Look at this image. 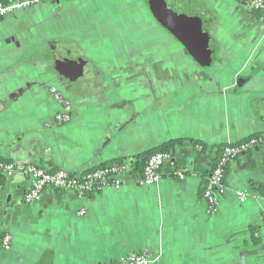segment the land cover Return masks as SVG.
<instances>
[{
	"label": "crops",
	"instance_id": "1",
	"mask_svg": "<svg viewBox=\"0 0 264 264\" xmlns=\"http://www.w3.org/2000/svg\"><path fill=\"white\" fill-rule=\"evenodd\" d=\"M202 1L196 52L146 0H45L0 18V158L71 173L130 166L118 188L46 189L31 203L25 173L4 179L0 240L11 239L0 264L140 253L155 264H264V195L250 187L264 188V146L227 167L215 210L202 196L217 145L264 132V21L249 0ZM52 39L74 42L93 71L68 67ZM51 88L70 101V122L55 120ZM176 139L160 180L141 184L134 156Z\"/></svg>",
	"mask_w": 264,
	"mask_h": 264
},
{
	"label": "built area",
	"instance_id": "2",
	"mask_svg": "<svg viewBox=\"0 0 264 264\" xmlns=\"http://www.w3.org/2000/svg\"><path fill=\"white\" fill-rule=\"evenodd\" d=\"M45 0H3L0 1V18L17 11H22L32 5L39 4ZM57 1V0H49ZM248 7L251 10H261L264 21V0H249ZM51 93L60 105V111L55 114V120L59 123L71 121V103L56 88H51ZM264 146V132L248 136L235 143L223 146L221 152L208 172L203 185L202 196L210 210L217 208L216 193L224 188L226 168L232 165L238 157ZM171 161L170 152H156L149 156L142 169L143 185H152L160 180V168ZM129 164L113 163L106 166L89 169L82 173H71L64 169L50 171L34 165L17 164L12 161H0V173L5 179L12 178L16 173L22 172L27 177V187L23 193V201L31 203L37 199L46 189H56L61 192L75 191L78 195L91 193L107 186L118 188L122 183V174L129 169ZM185 170L179 171V177H183ZM240 201H244L248 192L243 190L237 192ZM83 210L79 214H83ZM264 222V218L262 219ZM10 234H5L0 240V247H8ZM157 257H152L148 253H140L132 256L121 257L106 264H155Z\"/></svg>",
	"mask_w": 264,
	"mask_h": 264
},
{
	"label": "water",
	"instance_id": "3",
	"mask_svg": "<svg viewBox=\"0 0 264 264\" xmlns=\"http://www.w3.org/2000/svg\"><path fill=\"white\" fill-rule=\"evenodd\" d=\"M163 8H167V12H172V17L176 22L184 27L182 18L202 34L206 38L205 21L206 12L202 0H162ZM177 9V13L174 11ZM50 47L56 55L63 56L68 67L79 71H93L91 63L85 60L84 55L74 42L65 41L61 39H52ZM75 71V70H74Z\"/></svg>",
	"mask_w": 264,
	"mask_h": 264
},
{
	"label": "rangeland",
	"instance_id": "4",
	"mask_svg": "<svg viewBox=\"0 0 264 264\" xmlns=\"http://www.w3.org/2000/svg\"><path fill=\"white\" fill-rule=\"evenodd\" d=\"M159 11H161L159 9ZM177 13V9L174 10ZM161 14H158V18H165L167 20V18L169 17L168 15H163L162 12H160ZM164 20V19H163ZM171 20V19H170ZM169 20V21H170ZM185 19L182 18V24L185 25L186 27L182 26L179 24L175 23H165L166 26H168L171 30H173V26H174V30H175V34L178 35V37L185 43V46L191 50H195L194 52L198 51V49L200 48L198 44L203 43V36L201 33H199L192 24H189L187 21H184ZM200 37V38H199ZM202 45V44H201Z\"/></svg>",
	"mask_w": 264,
	"mask_h": 264
},
{
	"label": "trees",
	"instance_id": "5",
	"mask_svg": "<svg viewBox=\"0 0 264 264\" xmlns=\"http://www.w3.org/2000/svg\"><path fill=\"white\" fill-rule=\"evenodd\" d=\"M251 13L254 16H256V17H260L261 16V10H252ZM179 141H180L179 139L172 140V141H169V142H167V143H165V144H163L161 146H158V147H155V148H152V149L145 150V151H143V152L135 155L134 156V159H135L136 165H138V167H139V165L144 164V162L147 160V158L149 156H151L152 154L156 153V152H170L173 149V147L175 146V144L178 143ZM194 143H196V145H198L199 148H203L202 145L197 144V143H199L198 141H195ZM224 145H226V144H219V145H217V147H219L218 156H219V154L221 152V149L223 148ZM217 157H216V159H217ZM0 161H5V160H3V159L0 158ZM4 179H5L4 175H2L0 173V184L1 185L4 183ZM250 187L252 189H254V190H258L261 195L262 194L264 195V188H262V187H255L254 185H250Z\"/></svg>",
	"mask_w": 264,
	"mask_h": 264
},
{
	"label": "flooded vegetation",
	"instance_id": "6",
	"mask_svg": "<svg viewBox=\"0 0 264 264\" xmlns=\"http://www.w3.org/2000/svg\"><path fill=\"white\" fill-rule=\"evenodd\" d=\"M146 1H148L151 5H152V8L154 9H156L157 10V13H159V14H161L160 12H162L163 13V15H168L169 17L167 18V20L165 19V18H163L164 19V22L165 23H168V22H171L172 24L173 23H175V18L174 17H172V12H167V8H163V5H162V0H146ZM159 9L161 10V11H159ZM171 19V20H170ZM170 20V21H169ZM168 21V22H167ZM176 24H178L177 22H176ZM178 26H179V24H178Z\"/></svg>",
	"mask_w": 264,
	"mask_h": 264
}]
</instances>
